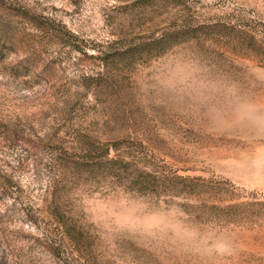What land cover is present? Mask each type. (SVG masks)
<instances>
[{"label":"rangeland","instance_id":"obj_1","mask_svg":"<svg viewBox=\"0 0 264 264\" xmlns=\"http://www.w3.org/2000/svg\"><path fill=\"white\" fill-rule=\"evenodd\" d=\"M0 264H264V0H0Z\"/></svg>","mask_w":264,"mask_h":264},{"label":"trees","instance_id":"obj_2","mask_svg":"<svg viewBox=\"0 0 264 264\" xmlns=\"http://www.w3.org/2000/svg\"><path fill=\"white\" fill-rule=\"evenodd\" d=\"M117 162V160H113V159H104L103 160V163L105 164V165H109V164H114V163H116ZM32 222H34V221H32Z\"/></svg>","mask_w":264,"mask_h":264}]
</instances>
